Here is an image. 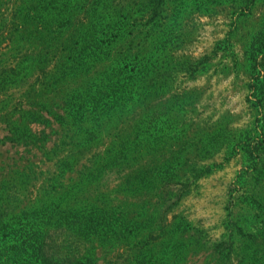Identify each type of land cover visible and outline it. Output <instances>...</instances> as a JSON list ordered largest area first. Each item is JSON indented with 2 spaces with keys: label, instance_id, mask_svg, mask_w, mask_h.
Instances as JSON below:
<instances>
[{
  "label": "rangeland",
  "instance_id": "374dc122",
  "mask_svg": "<svg viewBox=\"0 0 264 264\" xmlns=\"http://www.w3.org/2000/svg\"><path fill=\"white\" fill-rule=\"evenodd\" d=\"M54 55L57 75L43 81L39 57ZM55 88L74 99L112 88L119 94L100 103L102 125L92 118L94 103L84 125L72 116L49 127L29 124L22 109L38 108ZM25 125L66 151L92 130L104 138V150L117 139L139 148L143 134L156 137L158 150L181 149L182 183L188 169L200 175L188 180L193 185L167 221L182 220L188 231L177 244L165 233L149 259L264 264V178L245 153L264 143V0H0V222L15 231L35 209L69 212L79 190L74 175H61L39 155L30 160L23 147L4 139L11 127ZM165 163L164 157L154 162L148 177ZM105 171L100 189L85 193L87 203L78 206L105 213L106 228L114 229L120 221L111 209L135 213L139 207L132 194L125 200L116 193V177ZM94 190L104 192L100 201ZM152 202L159 205L160 198ZM103 235L92 251L107 249L111 256H99L98 264H121L123 245L115 234Z\"/></svg>",
  "mask_w": 264,
  "mask_h": 264
},
{
  "label": "trees",
  "instance_id": "16d2710c",
  "mask_svg": "<svg viewBox=\"0 0 264 264\" xmlns=\"http://www.w3.org/2000/svg\"><path fill=\"white\" fill-rule=\"evenodd\" d=\"M31 58L26 59V62L32 63L29 62ZM39 61L41 68L38 72L43 77V81L57 75V71L53 72L52 69L54 62L57 61L56 55L39 57ZM26 75V78H30L29 73L26 72ZM60 90L55 88L46 91L42 95L43 99L41 98L42 104L37 105L38 108L32 109L28 106L22 109L29 118V124L33 122L49 127L53 120L63 121L67 116H72L77 124L84 125L91 121L86 116L88 104L94 103L92 118L98 122L97 125H102V115L106 108L100 103L104 99L114 100L119 94L117 89L112 88L107 93L97 91L90 93L84 99H74V96L68 94L59 95ZM56 103L59 105L56 107L57 110L48 108ZM9 132L4 139L13 145L23 147L22 152L30 156V160L39 155L40 159L44 158L57 168L61 175H74L79 190L74 195L75 204L69 212L62 213L58 210L55 214H46L44 210L38 208L30 214L24 213L26 224L18 231L11 230L8 225H2L3 222H0V264H98L99 256H111V252L104 249L101 254L95 253L92 251L93 245L103 244L106 240L103 234L108 233L115 234L123 245L125 253L117 255L123 257L121 264H154L148 254L152 251L155 242L161 240L168 231L173 236L172 239L177 238L176 244L179 242L178 237L182 238V234H187L184 233L188 230L182 227V220L176 223L167 221V216L178 206L182 196L193 185L188 180H196L200 175L199 169H188L187 180L182 183L181 149L158 150L154 144L152 145L156 137L143 134L145 137L139 141V148L134 145L122 146V139H117L118 145L113 142L111 148L104 150L99 144L104 138H101L100 133L92 130L85 132L74 151H66L61 144L53 142L44 133H32L27 125L11 127ZM258 144L261 145L253 149L247 147L245 153L256 161L254 170L261 167L257 169V175L264 178V143L261 141ZM255 152L258 153L254 155ZM162 157L165 158L166 163L163 167L159 166L157 171H153L154 176L150 179L148 177L150 166L154 162H159ZM150 158H153V162H149ZM136 166L139 167L136 169ZM105 170L116 177L114 186V189H118L116 193L123 192L125 200L132 194V199L129 200L137 202L139 207L135 213L133 212L134 214L129 211L116 213L111 209L110 213L116 216V222L120 221V225L114 227L117 228L115 231L110 228L112 225L106 228L105 213H101L91 205H89L91 211L86 208L88 198L83 197L92 189H100L99 183H102L107 174ZM144 189L149 191L144 192ZM94 192L98 195V201L104 197L103 191L94 190ZM93 196L92 194L91 197ZM155 196L160 198L159 205L152 202ZM92 200L95 203V198ZM82 201H86L83 208L78 206L83 204ZM252 201L255 202L254 199ZM120 203L126 204V201ZM145 205L147 212L150 213L148 215H145ZM196 234L197 232L193 231L188 235V239ZM165 241L162 239L160 243Z\"/></svg>",
  "mask_w": 264,
  "mask_h": 264
}]
</instances>
